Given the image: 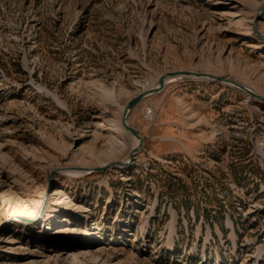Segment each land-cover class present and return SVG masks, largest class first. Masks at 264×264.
I'll return each mask as SVG.
<instances>
[{
	"label": "rangeland",
	"instance_id": "374dc122",
	"mask_svg": "<svg viewBox=\"0 0 264 264\" xmlns=\"http://www.w3.org/2000/svg\"><path fill=\"white\" fill-rule=\"evenodd\" d=\"M178 70L264 97V0H0V264H264L263 103L171 79L114 164Z\"/></svg>",
	"mask_w": 264,
	"mask_h": 264
},
{
	"label": "water",
	"instance_id": "95a60500",
	"mask_svg": "<svg viewBox=\"0 0 264 264\" xmlns=\"http://www.w3.org/2000/svg\"><path fill=\"white\" fill-rule=\"evenodd\" d=\"M254 25H255V23H254ZM254 28H255V26H254ZM255 32H257V31L255 30ZM257 36L263 40L261 35L257 34ZM178 78H196V79H205V80L224 83L226 85H230V86L240 90L241 92L245 93L249 97L256 99L259 102L264 104V97L263 96L254 92L253 90H251L247 86L240 84V83H237L234 80H230L228 78H222V77L215 76L213 74L193 72V71H188V70H178V71H174V72L163 73L162 75L159 76L156 86L149 88L147 90H143L138 95H136L134 98L129 100L127 102V104L124 106L122 114H121V119H120L121 120V126L127 134H129L130 136L134 137L137 140V144L131 150L130 155H129V159L125 163L116 162L114 164H118V165L123 166V167H127V166L131 165L136 153L138 152V150H140V148L142 147V144H143V139L140 136V134L138 133V131L128 124V115H129L130 111L134 108V106H136L140 101H142L146 97H149L151 95H154L156 93L161 92L164 89V87L168 81H170L171 79H178ZM114 164H111V165H114ZM107 167L108 166H105L102 168H93V169L88 170V172H102V171L106 170Z\"/></svg>",
	"mask_w": 264,
	"mask_h": 264
},
{
	"label": "bare ground",
	"instance_id": "6f19581e",
	"mask_svg": "<svg viewBox=\"0 0 264 264\" xmlns=\"http://www.w3.org/2000/svg\"><path fill=\"white\" fill-rule=\"evenodd\" d=\"M100 125V124H99ZM118 126V125H117ZM106 131H108V132H114V131H116V128L114 127V126H106L105 128H104ZM121 130V129H120ZM133 145H132V148L131 149H133L135 146H136V144H137V140L135 139V141H134V143H132ZM131 152V151H130ZM62 192V191H61ZM62 195V194H61ZM73 210V209H72ZM32 220V219H31ZM22 221H24L23 222V224H28V223H25V219H23Z\"/></svg>",
	"mask_w": 264,
	"mask_h": 264
},
{
	"label": "built area",
	"instance_id": "2783aa9c",
	"mask_svg": "<svg viewBox=\"0 0 264 264\" xmlns=\"http://www.w3.org/2000/svg\"><path fill=\"white\" fill-rule=\"evenodd\" d=\"M147 114L151 115L152 114V108H147Z\"/></svg>",
	"mask_w": 264,
	"mask_h": 264
}]
</instances>
